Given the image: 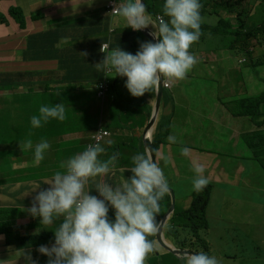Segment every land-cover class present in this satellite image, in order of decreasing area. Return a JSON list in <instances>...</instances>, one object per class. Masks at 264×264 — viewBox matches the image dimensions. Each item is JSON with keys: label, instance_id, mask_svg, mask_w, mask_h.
I'll list each match as a JSON object with an SVG mask.
<instances>
[{"label": "crops", "instance_id": "0c3cea01", "mask_svg": "<svg viewBox=\"0 0 264 264\" xmlns=\"http://www.w3.org/2000/svg\"><path fill=\"white\" fill-rule=\"evenodd\" d=\"M87 2L89 0H0V14L7 15L11 8H19L27 18L25 29H21L10 17H7L8 23L0 21V98L3 95L6 98L5 102L0 101V123H8L7 128L1 124L0 128L3 130L9 127L14 128V122L19 115L15 109L18 105L15 104H22L23 109L25 105L28 106L26 99L11 98L10 93L17 90L24 91L31 85L42 91L48 87L55 89L60 87V84H64V73L59 71L58 59L66 53L70 42L78 40L81 44L78 49L80 59L91 58L94 65L102 60L105 53L100 52L97 43L105 38L102 30H108L109 35L111 24H114L116 18L112 17L114 21L111 22L108 12L110 0H93L91 6ZM249 3L253 8L249 13L251 18L255 15L257 25L264 24V0H247L245 8ZM201 4V11H204L202 23L214 26L212 24L216 22L217 17L211 15L213 6L208 7L205 0ZM207 10L209 13L205 14ZM36 14L44 15V18L32 20V15ZM76 23L86 26L74 29L73 25ZM148 28L153 31L151 25ZM231 40L232 37L221 39L210 34L199 38L189 49L197 57L198 63L180 82L189 79L195 72L200 76H209L217 72L221 75L222 81L228 83L227 89L230 92L236 90L241 93L247 92L237 66L246 64L254 69L263 68L264 42L255 44L251 55L239 56V48L231 46L229 49ZM73 52L76 53L74 49ZM82 53H87V55L84 56ZM126 79L120 76L113 77L106 107L100 117L92 115L91 111L95 101L94 99L89 100L87 95H90L92 91L83 85L79 88L75 86L76 90L72 92H63V97L44 99V105L49 107L62 102L66 109V119L48 121L51 127L47 135L50 148L45 153L49 151L50 155L44 154V159L36 165L33 151L32 160L37 168L36 177L31 176L29 171L31 162L24 154L30 149H22L23 153L18 151L17 155L11 156L5 164H0V209L3 210L0 213V222L19 226L22 235V245L18 246L8 244L6 235L0 233L2 237L0 239V264H26L25 257L22 256L23 251H30L36 264H47L49 258L37 252L36 249L40 245L51 247L54 243V230L59 226L62 217L55 219L53 224L45 225L40 224V217L31 216L26 209L31 207L33 197L40 189L31 191L30 188L33 184L40 182L41 189L48 188L49 185L42 181L51 177L56 171H63L60 169L61 161H66L69 157L83 151L95 131L102 128L112 133V136L101 144L105 152L99 156V159L107 160L112 154L119 153L116 161V177L123 175L121 169L132 166V156L138 152H144L146 149L144 130L154 110L155 91L145 93L140 97H133L125 87ZM79 82L86 85L85 79ZM163 112L165 116H168L169 107L167 106L165 110L162 108L161 116ZM213 112H215V121L219 124L220 131L230 132L232 137H235V132L243 137L244 134L257 129L264 130V123L257 125L249 118L231 114L228 106L219 99L215 101ZM181 134H186L185 119L182 120V128L179 132L170 131V135L175 136L177 142L162 145L157 153L170 157L169 163L165 164L163 160H159V165L171 187L175 189V183L181 176H185L189 182L191 192L181 198L183 207H187L191 201L194 176L192 160H196L205 166L204 175L214 183L210 204L214 201L216 214L220 216L218 221L236 222L235 215L247 218L248 224L251 223V233L255 237L257 247L264 248V198L234 192V189L242 183L246 187H251L263 179L260 169L243 157L244 150L241 142L249 150L244 139L236 137L232 139V148H237L239 153L225 150L227 143L220 140L218 149L213 152L200 149L187 142H180ZM109 141H111L110 144ZM181 147L190 149L189 157L180 154ZM7 149L10 150V147L0 144V154L6 153ZM131 175L132 173L128 170L124 172L125 178ZM27 191L29 194L23 195ZM90 194L99 197L95 188L90 190ZM167 200L166 194L160 201L158 217L166 211L165 201ZM226 216L227 218H224ZM109 217L114 219V209L110 208ZM228 225H221L216 221L215 230L223 234ZM168 226L167 219L163 229L164 238L175 246L172 241L173 237L165 235ZM209 229H211V223ZM149 239H155L160 250L150 254L146 264H155V255L160 253L162 257H166L168 255L164 254L167 250L158 243L156 236L149 237ZM210 248H214L212 242ZM217 252L223 257L232 258L233 256L228 255L223 248ZM210 255L214 254L211 252ZM157 256L160 255L157 254ZM165 261L170 262L168 259Z\"/></svg>", "mask_w": 264, "mask_h": 264}, {"label": "clouds", "instance_id": "9594fccd", "mask_svg": "<svg viewBox=\"0 0 264 264\" xmlns=\"http://www.w3.org/2000/svg\"><path fill=\"white\" fill-rule=\"evenodd\" d=\"M92 2L93 0H89L87 3L91 6ZM202 2L203 0H163L161 12L149 13L147 12L145 0L144 3L142 0H126V2L125 0H110L108 12L111 22L114 21L112 17L116 18V21H114V24H111L109 35L108 30L106 31L105 38L108 40L103 41L104 38L97 43L100 52L105 53V55L99 63L93 66L97 72H103L106 76L126 77L125 87L133 97H140L145 93L155 91V103L156 92L162 82V104L156 122L150 132L145 134L144 130V143L145 140H149L152 145V151L150 152L145 144L146 149L144 152H138L131 157L132 166L121 169L120 171L123 175L116 177V161L118 160L119 153L112 154L107 160L101 161L99 159V156L105 152V148L101 144L112 136V133L100 128L92 134L90 142L83 151L69 157L66 161H61L60 169L63 171H56L51 177L42 181L49 185L48 188L41 189V182L33 184L30 188L31 191L40 190L36 192L31 207L26 209V211L33 217H40V224L45 225L53 224L55 219L62 217L59 226L54 230V243H52L51 247L40 245L36 249L37 252L49 258L47 264H146L148 256L160 250L155 239H149V237L155 236L158 243L167 250L164 255L171 253L176 259H180L182 264H220L216 256L210 255L212 249L210 248L209 241H207L209 244V251L207 253L197 251L187 246V244L194 240L191 230L171 225L170 219L175 209H177L176 192L169 185L164 171L159 165V160H163L165 164L169 163L170 157L157 153L158 149L164 144H161L156 152L153 149V140L158 122L162 119L170 123L168 118L172 115L170 113L168 116H165L164 112L162 116L160 114L162 108L165 110L168 106V103L164 102L163 99L164 92L172 87L173 82L184 80L188 72L198 63L197 57L189 51L191 46L206 34L220 37L221 39L229 38L213 35L211 32L203 30L204 26L209 25L202 23L204 18V11H201ZM246 3L247 0L241 5L234 7L233 12H231L224 0H205V4L208 7L213 6L211 15L217 17L216 22L212 24L214 26L210 27H216L221 20H225L231 21V24L236 28L238 26L236 23L238 13L241 16L239 20L241 23L239 24L245 26L243 32H247L249 29L255 27H262L264 24L257 25L255 15L251 18L249 13L253 8L250 3L245 8L244 5ZM22 13L24 14L23 11ZM207 13H209L208 10L205 14ZM4 16L6 21H2L3 23H8L7 17L12 18L9 12L7 15L4 14ZM36 16L44 18V15L36 14L32 15L31 19L34 21L39 20L40 17L36 18ZM24 17L27 25L25 14ZM118 18H123L124 21L120 22ZM12 19L15 21L14 18ZM79 23L74 24L73 28L86 26ZM26 25L24 28H20L25 29ZM149 25L152 26L153 31L148 28ZM129 27L136 32L137 40L140 43L139 50L135 54L125 51L119 46L111 48L110 45V37L115 30ZM143 29L157 42L153 43L142 31ZM99 32L101 33V31H97V33ZM263 35L264 32L259 34L258 38L249 39L247 50L242 49L244 43L240 39L236 38L239 41V43H236L235 38L232 37L229 49H231V46H235L239 48L238 54L249 56L253 53L255 44L264 42L261 38ZM74 39L76 38L74 37ZM101 41L103 42L101 43ZM83 45L85 46V44ZM78 47H81V44L76 43V40L69 43L68 50L59 59V71L65 75L64 66H62V62H65L66 68L80 66L84 71L87 69L92 77L93 72L88 63H92L93 60L88 57H83V60L80 59ZM73 49L76 52L75 54ZM82 54L84 56L87 55V53ZM73 55L81 61L77 63L76 60H73ZM113 73L114 75H112ZM86 78L87 76L84 75L73 84H70V86H68L69 84L65 80L64 85L66 86L64 88L71 87L72 89H76L75 84L81 79ZM98 79L96 87L88 90L92 91L93 95L104 96L105 94H109L112 88V81L103 78L98 81ZM29 88L33 90L34 86L31 85ZM48 89L52 91V88L49 87L44 90ZM0 101H6L4 95L0 98ZM228 108L232 114V105ZM262 110H264V106ZM38 111L39 115H33L30 120L31 126L36 128L35 137L41 136L49 140V137L43 133L44 131L49 132L51 130L48 121L50 119L64 121L66 119L65 105L62 102L51 107L41 105ZM238 117L249 118L245 116ZM249 119L252 120L251 118ZM260 122L264 123V119L262 118ZM0 124L7 128V122ZM14 130L20 133L22 125L16 127ZM257 131L264 130L257 129L248 134ZM167 139L170 143L177 142L176 137L173 135L168 136ZM108 143L110 144L111 141ZM20 148L21 150L33 149L32 141L29 139L23 144L20 143ZM49 148L50 144L46 140L35 145L34 164H40L44 159L45 151ZM180 154L189 157L190 149L181 147ZM152 155L155 157V160H153ZM252 159L255 160L253 153ZM255 161L263 170L260 163L257 160ZM126 170L132 173L129 178H125L124 176ZM192 171L194 172V176L192 178L193 191L191 193V201L187 207L180 209L190 206L194 191H203L209 182L214 187V183L204 175L205 166L203 164L192 160ZM93 188L98 191L99 197L90 194V190ZM169 188H172L174 191V210L166 218V220L168 219L169 226L166 229L165 235L166 237H173L172 241L175 246L168 243L164 238L163 229L166 220L162 229V237L167 244L175 249L189 250L181 255L168 250L157 237L160 224L173 203ZM27 194H29V191L23 195ZM166 194L169 206L167 205L166 211L162 212L158 217L160 201ZM110 208L114 209V219L109 217ZM0 224L2 223L0 222ZM179 228L187 231L183 238H177L173 235V232ZM20 230L19 227V236L22 238ZM181 240H184L187 244L185 246L180 245L179 242ZM8 244L19 246L22 245V240L19 243ZM157 254L160 256L158 257ZM157 254L154 257L155 264L160 261H162V264H173L174 259L170 255L162 257V254ZM22 256L25 257L26 264H36V261L32 259L30 251H23ZM166 259L170 260V262L166 263Z\"/></svg>", "mask_w": 264, "mask_h": 264}, {"label": "rangeland", "instance_id": "374dc122", "mask_svg": "<svg viewBox=\"0 0 264 264\" xmlns=\"http://www.w3.org/2000/svg\"><path fill=\"white\" fill-rule=\"evenodd\" d=\"M148 4L154 7L160 0H147ZM120 22H123V18H118ZM107 32L102 30V34L105 35ZM76 43H79L76 40ZM80 44V43H79ZM79 49V47H78ZM242 56V54H239ZM93 76L91 78H86V85L79 82L76 86L79 88L82 85L92 90L96 87L97 79L103 78L105 80L113 81V77L106 76L103 72H97L94 63H88ZM239 75L241 76L244 85L246 86L247 92L241 93L236 90L235 92H230L228 88V83H225L221 79V75L217 72L209 76H200L196 72L189 79L178 82L177 84H172V87L166 90V98L164 102L168 103L170 113L172 114L168 120H170V131L173 130L175 133L179 132L182 128V120L185 119V135H180V142H187L197 146L200 149L216 151L218 149L219 140L227 143L224 147L225 150L231 152L240 151L236 148H232V139L237 138L245 141L247 144V134L240 137L235 132V137H232L229 133L220 131V126L215 121V101L218 99L226 104L228 107L236 100L248 97V96H259L264 93V67L254 69L246 64H238ZM242 71V74H240ZM113 75V74H112ZM64 84H60V87L52 89L54 93V98H56L63 90ZM11 98L14 99H26L28 106L25 105L24 109L22 104H15V109L19 112L18 119L14 122V128H9L8 130L0 129V139L4 141L1 143L4 146H9L10 150L7 149L6 153L0 154V164H5L7 160H10L11 156L17 155L18 151L23 153L20 149V143H24L27 140H31L33 144V149L30 151H25V155L30 159V168L32 177H36V167L33 164V151L37 143L43 140L49 142L47 138L35 137L31 138V134L36 131V128L31 126L30 120L33 115H39V107L44 105V99L49 98V93L44 89L41 91L37 88L30 90L26 87L24 91H14L9 94ZM108 95H87L89 100L95 101L92 107V115L95 117H100L106 107L108 100ZM176 120V124H175ZM44 124V123H43ZM42 124V125H43ZM22 125V130L20 133L15 132L16 127ZM244 130V128H243ZM245 131V130H244ZM243 138V139H242ZM243 141V142H244ZM242 148L244 150L243 157L246 158L252 164L259 168L263 174V179L260 182H256L251 187H246L243 183L234 189L235 193H243L248 195H255L264 198V171L260 168L258 163L252 159V153L247 150L243 143L241 142ZM248 145V144H247ZM46 156L50 155L47 151ZM21 156V155H20ZM176 192V208L180 209L183 207V202L181 198L184 195L191 192L189 182L185 176H181L179 180L175 183ZM166 206L168 202L165 201ZM208 220L211 219V229L201 230L200 234L209 243H213L212 252L214 256L217 257L220 264H264V248H258L255 242V237L251 233V223L248 224V219L244 217H238L235 215L236 222H221L218 221L220 216L216 214L214 201L208 206ZM3 210H0V213ZM224 218H227L224 217ZM221 225L229 224L226 227V232L221 233L219 230H215L216 221ZM252 221V220H250ZM253 222V221H252ZM209 223V224H210ZM187 231L179 228L173 232V235L177 238H183ZM198 245V244H197ZM221 248L226 251L228 255H233L232 258L223 257L218 254L217 250ZM181 263L180 259H177Z\"/></svg>", "mask_w": 264, "mask_h": 264}, {"label": "trees", "instance_id": "16d2710c", "mask_svg": "<svg viewBox=\"0 0 264 264\" xmlns=\"http://www.w3.org/2000/svg\"><path fill=\"white\" fill-rule=\"evenodd\" d=\"M146 1L147 12L149 13H158L162 11L163 0L158 2L154 7L148 4ZM227 3V8L233 12V8L241 5L245 0H224ZM9 14L15 21L20 25L21 28H24L26 25V19L24 14L20 9L12 8L9 11ZM40 16H36L38 18ZM240 13L237 14L236 23L237 27L231 24V21L221 20L216 27L204 26L203 30L205 32H211L213 35H221L223 38L226 37H234L235 42L239 43L237 39H240L244 44L242 46L243 50H247L249 46V39L258 38V35L264 32V25L262 27H255L253 29H249L247 32H243L245 26L240 25L239 20ZM40 18H43L42 16ZM1 21H6L4 15H0ZM264 40V35L261 37ZM108 40L105 38L103 41ZM101 41V43L103 42ZM139 42L137 40L136 32L131 28L125 29H117L110 37V45L111 48L120 47L121 49L128 51L132 54H135L139 50ZM62 58V56L60 57ZM59 58V59H60ZM58 59V60H59ZM73 60H76L79 63L81 60L73 55ZM60 62V60H59ZM62 66H64L65 75L64 81L69 84H73L78 79L82 78L84 75L87 78L91 77L89 71L86 69L85 71L77 66L76 68H66V63L62 62ZM101 78L98 79V81ZM76 89H72L68 87L66 90H63L56 98L63 97V92L69 93ZM49 93V98H54V93L49 89L46 90ZM68 96V95H66ZM166 98V94L164 92V100ZM264 106V93L259 96H250L240 100L235 101L232 104L231 112L233 115L237 116H245L251 118L256 124H260L261 119H264V110H262ZM170 123L165 122L162 119L158 122L157 130L153 140V149L154 152L157 151L161 144H166L168 142L167 137L170 132ZM36 132V131H35ZM35 132L31 134V138H35ZM44 135H48V131L43 132ZM247 144L250 150L253 153L254 159L257 160L261 167L264 170V131H257L251 134H247ZM4 143L0 139V144ZM212 184H209L203 189L201 192L193 193V199L188 208L185 209H175L170 222L173 227H184L189 228L192 232V240L189 244H187L184 240H181L179 243L182 246L187 244L188 247H191L197 251H203L207 253L209 251V244L207 240L200 234L201 230H206L209 227L207 209L210 203ZM169 206V205H168ZM0 233H5L7 236L8 243H19L22 238L19 236V227L11 224H0ZM198 244V245H197ZM174 261L173 264H182L177 261L175 257L171 253H168ZM157 264H162V261L157 262Z\"/></svg>", "mask_w": 264, "mask_h": 264}, {"label": "water", "instance_id": "95a60500", "mask_svg": "<svg viewBox=\"0 0 264 264\" xmlns=\"http://www.w3.org/2000/svg\"><path fill=\"white\" fill-rule=\"evenodd\" d=\"M142 2L144 3V0H142ZM145 35L151 40L153 41V43L157 42L156 40L153 39V37L151 35H149V33L147 34L145 32V30L143 29L142 30ZM162 97H163V84L161 82L157 92H156V103H155V109H154V112L152 114V117L150 119V122L147 126V128L145 129V134H147L148 132L151 131V129L153 128L155 122H156V119H157V116H158V112H159V109H160V106L162 104ZM145 144H146V147L148 148V150L151 152L152 151V145L150 144L149 140H145ZM153 156V155H152ZM153 160H155V157L153 156ZM169 191L171 193V198H172V205L169 209V212L167 213L166 217L163 219V221L161 222L160 224V230L157 234V237L158 239L160 240V242L170 251L174 252L175 254H184L185 252L189 251V250H185V249H175L173 247H171L169 244H167L163 237H162V229H163V225H164V222L166 220V218L173 212L174 210V191L172 188H169Z\"/></svg>", "mask_w": 264, "mask_h": 264}, {"label": "bare ground", "instance_id": "6f19581e", "mask_svg": "<svg viewBox=\"0 0 264 264\" xmlns=\"http://www.w3.org/2000/svg\"><path fill=\"white\" fill-rule=\"evenodd\" d=\"M48 37V36H47ZM59 43V42H58Z\"/></svg>", "mask_w": 264, "mask_h": 264}]
</instances>
